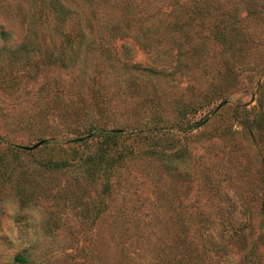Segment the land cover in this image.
Returning a JSON list of instances; mask_svg holds the SVG:
<instances>
[{
    "label": "rangeland",
    "instance_id": "rangeland-1",
    "mask_svg": "<svg viewBox=\"0 0 264 264\" xmlns=\"http://www.w3.org/2000/svg\"><path fill=\"white\" fill-rule=\"evenodd\" d=\"M112 1L61 40L0 0V264H144L180 219L264 264V0Z\"/></svg>",
    "mask_w": 264,
    "mask_h": 264
},
{
    "label": "trees",
    "instance_id": "trees-1",
    "mask_svg": "<svg viewBox=\"0 0 264 264\" xmlns=\"http://www.w3.org/2000/svg\"><path fill=\"white\" fill-rule=\"evenodd\" d=\"M33 12L40 14L50 13L53 19L52 29L59 30L62 39L66 37L64 27H70L73 32H79V37L82 39L87 29H91L96 23L106 25L113 19L110 12V7L113 5L112 0H86L89 5L83 6L76 0H32ZM85 1V0H84ZM126 5L131 10L129 0H126ZM74 12L75 15L70 13ZM94 15V17H93ZM73 18V19H72ZM111 22V28L113 26ZM90 26V27H89ZM98 27V25H97ZM102 39V38H101ZM105 40V39H104ZM115 130L111 129V143ZM135 230L142 231V237H137L134 242H130L129 250L139 253L148 252L149 256L145 259L144 264H219V251L232 242L230 235L227 240L219 241L212 239L206 235V226L202 223L179 221L178 225L173 229V234L168 239L151 240L149 236L153 233V229L148 227H135ZM220 230V237L228 231V227L224 223L217 225ZM217 229V230H218ZM147 230V231H146ZM216 230V231H217ZM171 231V229H170ZM232 235V233H231ZM137 264V263H136ZM239 264H248L240 262Z\"/></svg>",
    "mask_w": 264,
    "mask_h": 264
}]
</instances>
